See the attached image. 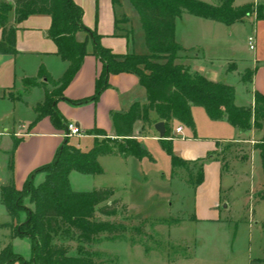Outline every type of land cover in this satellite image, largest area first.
Here are the masks:
<instances>
[{
    "label": "trees",
    "instance_id": "obj_1",
    "mask_svg": "<svg viewBox=\"0 0 264 264\" xmlns=\"http://www.w3.org/2000/svg\"><path fill=\"white\" fill-rule=\"evenodd\" d=\"M117 4L118 0H111ZM136 11L143 31L146 55H115L100 44V36L84 26L83 10L72 0H13L16 21L29 16H49L51 26L49 37L54 42L59 58L68 63L64 75L53 81L43 68L38 78L45 79L53 87H43L44 101L34 108L36 120L47 117L55 127L64 128L56 103L62 100V92L78 72L86 52V40L92 43V55L101 63V71L95 81V93L91 98L69 102L83 105L96 102L108 88L111 75L133 74L144 88L147 102L134 103L127 112L111 115L115 138L95 141L91 149L82 151L71 146L68 140L56 151L53 160L33 171L20 190L13 185L0 186V203L3 205L10 224L0 226L12 228L11 237L27 239L30 243V257L25 260L15 253L11 245L0 249V264H96L95 253L87 249L97 244L101 237L111 240L125 232L120 223L97 221L96 215L111 217L118 213V199L111 189L91 192H77L69 188L71 172L82 175H101L98 164L100 156L133 157L137 160L151 157L147 150L132 137V127L137 121L152 124L164 123V137L160 147L170 158L172 176L177 168L188 165L172 152L169 124L177 121L186 127H193L191 106L201 107L212 121L225 119L230 126L241 132H261L262 140L253 148L259 152L260 167L264 178V96L254 95L253 109L237 107L234 104L235 91L232 86L210 81L176 63L181 48L175 43V22L183 14L232 25L256 13L259 17L264 6L244 5L233 7V0H221L218 5H209L198 0H128ZM10 6L0 4V54L15 55V29L8 24ZM123 20V19H121ZM84 33L86 40L78 41L77 35ZM251 71L241 76V83L250 82ZM35 81L24 80V86L33 87ZM10 99L12 97L10 96ZM150 113L157 117L150 121ZM100 132H95V134ZM99 135V134H97ZM17 143L13 146V151ZM213 153L200 159V172L194 187L203 182V164ZM223 170V169H222ZM44 175L41 183L35 185L34 178ZM28 198L33 209L23 205ZM257 201H264V185L256 193ZM25 215L23 222L21 215ZM14 225L11 227V225ZM264 228V223H262ZM73 241L78 244L76 256L69 255V248L54 244V241ZM264 254V251H263Z\"/></svg>",
    "mask_w": 264,
    "mask_h": 264
},
{
    "label": "crops",
    "instance_id": "obj_2",
    "mask_svg": "<svg viewBox=\"0 0 264 264\" xmlns=\"http://www.w3.org/2000/svg\"><path fill=\"white\" fill-rule=\"evenodd\" d=\"M72 1L83 10L84 26L94 30L100 36L101 46L109 49L115 55L147 54L145 44L144 49L140 48L138 51L133 46V26L126 18L125 12L130 5L128 0H118L117 4H113L111 0ZM212 1L214 4H206L215 6L221 0ZM0 4L10 6L7 20L8 24L15 29L16 49L15 55L0 54V106L6 104V108L11 111L8 112L7 119L10 118V122L17 126L13 125L12 129L7 127L0 131V138H3L0 140V186L13 185L17 190H20L33 171L53 160L56 151L65 143V140H68L69 145L81 148L80 150L85 145L83 151H86L93 147L95 141H102L106 138L114 139L115 131L111 115L127 112L134 103L145 104L147 99L138 78L133 74L123 73L109 76L108 88L96 102L77 106L69 103L88 99L94 95L95 81L102 67L101 63L92 55L91 41L86 40L84 33H79L78 41L86 40L87 55L72 81L63 90V99L56 103V110L65 127H55L47 117L36 120L37 115L33 109L44 101L43 87L45 86L49 91L53 90L52 86L46 84L45 79L41 81L38 78L40 68H43L53 81H58L66 72L68 63L56 55L57 48L49 37L51 26L49 16L33 15L18 22L14 13L13 0H0ZM248 4L264 6V0H233L235 8ZM130 7L133 9L131 5ZM116 8L120 10V12L117 11V15ZM133 11L136 16L133 15L132 22H136L137 18L139 23L137 13L134 9ZM93 15L96 19L94 23H92ZM121 25L128 26L127 33L120 29ZM249 37L253 38V50L248 46ZM174 40L181 48V51L176 55V63L188 68L190 73L199 74L217 83H220L218 80L223 75L233 76L235 84L240 87L239 95L234 88V104L237 107L252 110L254 95L258 93L264 96V11L259 17L253 13L232 25H224L183 13L175 22ZM240 47L247 52H240ZM225 53L231 54V56L228 55L225 64L221 63L222 66L218 69L217 60ZM246 71H251L252 76L250 82L243 85L239 76H242ZM26 79L34 80L36 85L26 88L24 86ZM12 90L21 93L24 91V93H22V97L10 99ZM13 100L18 101L13 103ZM238 101L241 103L238 104ZM190 111L193 127H186L174 120L169 124V135L166 138L174 155L188 164H196L207 154L214 153L218 143L244 141L254 135L253 130L241 132L233 128L225 119L210 120L201 107L191 106ZM19 117H23V119ZM156 119V115L150 113V121H156ZM0 121L2 120L0 119ZM71 123L78 128L81 137L69 139L63 137L66 126ZM154 125L155 123L135 122L132 127V138L144 147L146 142L159 144L161 138L154 130ZM178 128L181 129L179 133L177 132ZM96 131L100 132L97 133L99 135L95 134ZM71 140H74L73 143H70ZM88 141H91L89 149L87 148ZM15 143L17 146L13 151ZM131 159L135 158L100 156L97 161L100 167L103 161L122 166L127 162L131 163ZM143 160H137L139 165L143 163ZM254 160H257L259 164L257 174V183H259L263 178L259 153H254ZM242 171L245 170L242 169ZM202 172L203 182L193 189L192 220L198 223L225 224L230 217L241 218L237 211L238 199L235 192L242 183L246 184L247 174L238 175L236 172H232L229 173V176L224 175L221 163L214 158V154L211 155L210 160L203 164ZM162 177L169 185L177 183L186 187L183 181L172 176V167L170 170L167 169L166 174ZM43 178L42 175L35 176L34 183L36 182V185L41 183ZM248 182L251 189L246 190L247 186L245 185L241 192L243 196H249L246 201L248 206L244 208L248 210L249 214L252 213L253 220L256 213L253 201L257 183L252 186L251 178ZM222 193L226 195H222ZM0 209L6 213L1 203ZM254 224L258 225L256 222ZM260 224L258 233L262 234L264 228ZM237 230L235 228L231 238L232 245L238 239ZM256 251L255 258H247L246 262L242 261L241 264H264L262 246H258Z\"/></svg>",
    "mask_w": 264,
    "mask_h": 264
},
{
    "label": "rangeland",
    "instance_id": "obj_3",
    "mask_svg": "<svg viewBox=\"0 0 264 264\" xmlns=\"http://www.w3.org/2000/svg\"><path fill=\"white\" fill-rule=\"evenodd\" d=\"M199 1L214 4L212 0ZM117 11L120 12L119 8L115 10L116 15ZM125 12L126 18L133 26L132 43L135 50L144 49L141 27L137 18L134 23L131 19L133 15L136 16L135 12L130 5ZM95 20V15H93L92 23ZM120 29H123L124 33L128 32L126 25H121ZM239 51L247 52L242 47ZM228 55L231 56V54H222V57L217 60L218 69L225 64ZM239 78L241 79V76ZM218 82L232 86L239 95L240 87L235 84L232 75H223ZM22 93L12 90L10 94L11 97L16 98L22 97ZM5 96L8 97L7 94ZM16 101L18 100H13V103ZM239 103L241 102L238 101ZM6 107V104L0 106V119L2 120L0 131L7 127L12 129L14 125L10 122V118L7 119L8 112L11 111ZM19 118L23 119V117ZM14 127L17 126L14 125ZM253 133L252 137L246 138L248 140L218 143L213 153L214 158L220 161L224 175L229 176L232 172L238 175L247 174L246 178L248 181L251 178L252 186L258 182L259 172L258 161L254 160V153L259 152L253 147L263 137L261 132L253 131ZM73 141L71 140L70 143ZM88 142L87 148L89 149L91 141ZM84 147L85 145L82 146V151ZM144 148L151 160L144 158L141 165L135 159H131V163L127 162L122 166L103 161L101 163L103 174L100 176L82 175L76 172H71L68 176L69 188L72 191L91 192L111 189L114 192L113 198L120 201L116 215L111 217L96 215L97 221L120 223L125 228V232L119 237L108 240L103 236L97 244L87 247L95 253L93 261L96 264H241L242 261L246 262L247 258L252 259L257 256L258 246H262L264 250V232L258 233V225L261 222L264 223V201H257L255 198L256 193L264 185V178H261V182L255 187L253 206L256 213L253 220L252 213L249 214L244 208L248 206L246 201L249 196H243L241 192L245 185L246 190L251 189L247 181L246 184L242 183L235 192L238 199L237 211L241 218L230 217L225 224L198 223L192 220L191 215L194 200L193 185L198 178L200 164H188L175 170L173 177L183 181L186 187L177 183L169 185L162 176L166 174L167 169L171 168L170 158L161 150L157 142H146ZM34 184L36 185V182ZM222 195L226 194L222 193ZM23 205L33 209L28 198L23 200ZM24 219L23 214L20 221L23 222ZM255 222L258 225L254 224ZM10 223L11 219L0 209V226ZM14 225L12 224L11 227ZM12 228H0V249L11 245L15 253L24 259H29L31 253L29 241L24 238H12ZM235 228L238 229L236 232L238 239L232 245L231 238ZM54 244L68 247L69 255L76 256L78 246L76 242L56 239Z\"/></svg>",
    "mask_w": 264,
    "mask_h": 264
},
{
    "label": "built area",
    "instance_id": "obj_4",
    "mask_svg": "<svg viewBox=\"0 0 264 264\" xmlns=\"http://www.w3.org/2000/svg\"><path fill=\"white\" fill-rule=\"evenodd\" d=\"M248 46L251 50H253V38L252 37H249L248 40ZM181 131L180 128L177 129V132L179 133ZM81 133L80 131L78 130V128L74 125V124H68L66 126V130L65 132L63 133V137L65 139H69V138H79L81 137Z\"/></svg>",
    "mask_w": 264,
    "mask_h": 264
},
{
    "label": "water",
    "instance_id": "obj_5",
    "mask_svg": "<svg viewBox=\"0 0 264 264\" xmlns=\"http://www.w3.org/2000/svg\"><path fill=\"white\" fill-rule=\"evenodd\" d=\"M154 130L158 133L160 138L164 137L165 129H164V123L158 122L154 125Z\"/></svg>",
    "mask_w": 264,
    "mask_h": 264
}]
</instances>
